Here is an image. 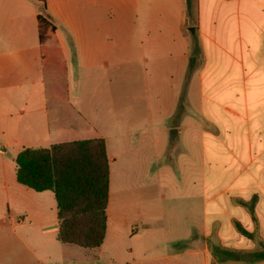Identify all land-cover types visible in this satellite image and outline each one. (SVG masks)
Returning <instances> with one entry per match:
<instances>
[{
	"label": "crops",
	"instance_id": "crops-1",
	"mask_svg": "<svg viewBox=\"0 0 264 264\" xmlns=\"http://www.w3.org/2000/svg\"><path fill=\"white\" fill-rule=\"evenodd\" d=\"M45 3L60 63L41 56L43 5L0 0V227L16 264H264V0ZM96 137L106 233L84 247L58 238L54 192L19 182L6 154Z\"/></svg>",
	"mask_w": 264,
	"mask_h": 264
},
{
	"label": "trees",
	"instance_id": "trees-1",
	"mask_svg": "<svg viewBox=\"0 0 264 264\" xmlns=\"http://www.w3.org/2000/svg\"><path fill=\"white\" fill-rule=\"evenodd\" d=\"M44 8L38 14V37L43 61L60 63L57 49L45 42L56 18ZM17 180L35 190L55 194L60 229L58 238L84 247L99 246L105 238L109 197V158L103 137L62 141L44 147L26 146L16 156ZM221 260L240 259L241 251L213 245ZM264 258V250L253 253Z\"/></svg>",
	"mask_w": 264,
	"mask_h": 264
},
{
	"label": "rangeland",
	"instance_id": "rangeland-1",
	"mask_svg": "<svg viewBox=\"0 0 264 264\" xmlns=\"http://www.w3.org/2000/svg\"><path fill=\"white\" fill-rule=\"evenodd\" d=\"M17 152V149L11 145L10 148H8L6 157L10 158L13 161L12 163H16ZM11 233L9 229L5 230L0 227V264H16L15 257L17 255V249L13 244ZM99 256V261L104 263L106 261L104 247L100 251Z\"/></svg>",
	"mask_w": 264,
	"mask_h": 264
},
{
	"label": "water",
	"instance_id": "water-1",
	"mask_svg": "<svg viewBox=\"0 0 264 264\" xmlns=\"http://www.w3.org/2000/svg\"><path fill=\"white\" fill-rule=\"evenodd\" d=\"M186 1H187V5H188V7H190V5H191V0H186ZM172 130L175 131V128H173ZM3 149L5 150V147H4Z\"/></svg>",
	"mask_w": 264,
	"mask_h": 264
}]
</instances>
